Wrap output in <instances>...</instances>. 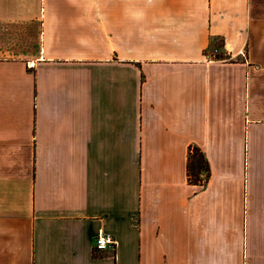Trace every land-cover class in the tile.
I'll return each instance as SVG.
<instances>
[{
  "label": "crops",
  "instance_id": "0c3cea01",
  "mask_svg": "<svg viewBox=\"0 0 264 264\" xmlns=\"http://www.w3.org/2000/svg\"><path fill=\"white\" fill-rule=\"evenodd\" d=\"M0 264H264V0H0Z\"/></svg>",
  "mask_w": 264,
  "mask_h": 264
},
{
  "label": "trees",
  "instance_id": "16d2710c",
  "mask_svg": "<svg viewBox=\"0 0 264 264\" xmlns=\"http://www.w3.org/2000/svg\"><path fill=\"white\" fill-rule=\"evenodd\" d=\"M209 173L208 165L204 156L197 148H192L187 158V179L190 184H198L202 182L201 174H205L207 179Z\"/></svg>",
  "mask_w": 264,
  "mask_h": 264
},
{
  "label": "built area",
  "instance_id": "2783aa9c",
  "mask_svg": "<svg viewBox=\"0 0 264 264\" xmlns=\"http://www.w3.org/2000/svg\"><path fill=\"white\" fill-rule=\"evenodd\" d=\"M114 241L108 236L98 235L95 239V248L98 250H103L107 248H113Z\"/></svg>",
  "mask_w": 264,
  "mask_h": 264
}]
</instances>
